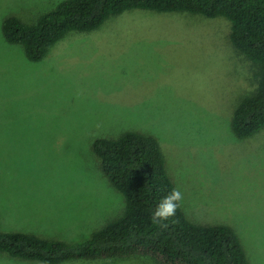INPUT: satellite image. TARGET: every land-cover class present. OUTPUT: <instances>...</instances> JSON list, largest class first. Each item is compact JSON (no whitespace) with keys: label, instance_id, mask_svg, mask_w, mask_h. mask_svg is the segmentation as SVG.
<instances>
[{"label":"rangeland","instance_id":"374dc122","mask_svg":"<svg viewBox=\"0 0 264 264\" xmlns=\"http://www.w3.org/2000/svg\"><path fill=\"white\" fill-rule=\"evenodd\" d=\"M60 1L0 0V233L72 243L121 216L92 144L137 131L158 140L186 217L230 226L249 264H264V128L243 139L230 128L255 68L228 41L227 20L130 9L67 32L39 61L4 39L5 17L34 23ZM0 264L44 263L0 252Z\"/></svg>","mask_w":264,"mask_h":264},{"label":"trees","instance_id":"16d2710c","mask_svg":"<svg viewBox=\"0 0 264 264\" xmlns=\"http://www.w3.org/2000/svg\"><path fill=\"white\" fill-rule=\"evenodd\" d=\"M130 9L226 19L227 39L253 64L256 84L235 107L231 131L243 139L264 128V0H61L34 23L5 17L1 32L8 43L22 45L28 60L39 61L67 32L95 30L109 16ZM92 148L105 177L124 198L121 216L72 243L2 232L0 252L44 264L139 255L160 264H249L239 236L226 224L195 223L181 206L167 221L153 223L156 205L175 189L154 136L126 131L117 138H97Z\"/></svg>","mask_w":264,"mask_h":264},{"label":"clouds","instance_id":"9594fccd","mask_svg":"<svg viewBox=\"0 0 264 264\" xmlns=\"http://www.w3.org/2000/svg\"><path fill=\"white\" fill-rule=\"evenodd\" d=\"M183 200V195L178 189H173L164 196L160 203L156 205L152 213L153 223L161 224L176 214Z\"/></svg>","mask_w":264,"mask_h":264}]
</instances>
